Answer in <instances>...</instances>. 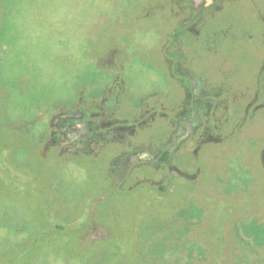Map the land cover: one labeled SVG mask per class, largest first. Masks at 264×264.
Returning <instances> with one entry per match:
<instances>
[{
    "label": "rangeland",
    "instance_id": "374dc122",
    "mask_svg": "<svg viewBox=\"0 0 264 264\" xmlns=\"http://www.w3.org/2000/svg\"><path fill=\"white\" fill-rule=\"evenodd\" d=\"M176 2L0 0V264H264V0L212 18L192 69L239 96L204 102L165 49L220 0Z\"/></svg>",
    "mask_w": 264,
    "mask_h": 264
},
{
    "label": "trees",
    "instance_id": "16d2710c",
    "mask_svg": "<svg viewBox=\"0 0 264 264\" xmlns=\"http://www.w3.org/2000/svg\"><path fill=\"white\" fill-rule=\"evenodd\" d=\"M176 4H179V7L181 8V12L183 14V20H188L189 12L190 10H193V5L191 4L190 0H177ZM247 1L249 3L254 2L255 0H220L219 7L213 8L209 11H207L203 17V21H201L199 27L197 28L196 32H183L179 37H177V43L173 44L171 43L168 48L166 47L165 51L166 54L170 53L174 59L166 58V61L170 63L171 66L174 67V63L179 64L181 68L190 71L195 76L199 77L205 84H207L210 88H216V87H224V76L218 80H208L206 77L200 75L196 71L192 69L194 65V60L196 59L195 53L198 52L197 48L198 46H202V49L205 53H212L217 50V47L220 46V41L222 39H225L229 35L230 28H227L226 26H218V27H212L211 23L216 20L222 14L227 8L234 7V8H241L240 3ZM188 3L190 4V7L188 6ZM238 6V7H237ZM183 9V10H182ZM190 9V10H189ZM260 16L263 20V28L261 32H258L255 34V32H252L250 34H255L256 36L254 38L256 40H261V36H264V8H261L260 10ZM212 18L214 20H212ZM219 22V21H215ZM232 21L230 24H228V27H235V23ZM211 26V27H209ZM248 32V30H244V35ZM196 33V34H194ZM236 34H239L241 36V32H238L235 30ZM249 34H247L248 36ZM246 37V36H245ZM254 41V42H255ZM200 44V45H199ZM263 48V47H262ZM264 49V48H263ZM166 55V57H167ZM178 57V58H177ZM264 59L262 58L261 62L258 64V68L262 69ZM168 73H166V77L168 78ZM230 80V79H228ZM227 80V81H228ZM114 86L109 89V92H111V95H114L116 97V106L112 107L110 109V112H114V115L119 111H122V107L124 105L123 101H125V97H123L126 87L123 80L119 79V77L115 80ZM256 81V80H255ZM118 84V89L116 90ZM256 84V83H255ZM259 89L264 95V70L261 72V74L258 76V82ZM115 88V89H114ZM224 94H229L230 96L234 97L235 94L229 93L228 88L224 87ZM160 104L161 100L159 101ZM152 103V105H151ZM122 104V105H121ZM103 107V106H102ZM157 108H160L158 104V100L155 101H148L147 99H142L140 102L134 106L131 107L130 110L127 112L123 110L124 113H127L126 120L135 121L139 128L145 126L147 127L149 125V121H155L157 115ZM134 114H130V112H133ZM122 113V112H121ZM164 114V113H163ZM165 116V114H164ZM118 117V116H117ZM119 118V117H118ZM116 119V117H115ZM160 129L161 127L158 126ZM160 131V130H159ZM157 154L160 156V159L162 161H166L170 159L169 157V150L166 148L159 147V150Z\"/></svg>",
    "mask_w": 264,
    "mask_h": 264
},
{
    "label": "flooded vegetation",
    "instance_id": "af4514ba",
    "mask_svg": "<svg viewBox=\"0 0 264 264\" xmlns=\"http://www.w3.org/2000/svg\"><path fill=\"white\" fill-rule=\"evenodd\" d=\"M218 7H219V5H218ZM218 7H216V8H218ZM264 70V61H263V65H262V69H260V73L258 72V74H257V78H256V84L253 86V89H251V92H256V93H260V94H262V92L260 91V89H259V85L257 84V82H258V76L261 74V72ZM186 71H188V70H186ZM188 72H190V71H188ZM191 73V72H190ZM192 74V73H191ZM192 75H194V74H192ZM195 76V75H194ZM196 78H198V80L200 81V83L202 84V86H203V88H204V90L205 91H207V95H205V94H203L202 95V97H201V99H200V101L201 102H204V101H208L210 98H211V95H213V94H215V92L216 93H218L219 94V96H220V93H224V87L223 88H221V87H214V88H210L207 84H205L199 77H197V76H195ZM224 79H225V81H227L228 80V78L227 77H224ZM118 87V86H117ZM228 91H229V88H228ZM263 95V94H262ZM224 96V95H223ZM237 96H239V95H236L235 94V96H234V98H236ZM220 98H221V96H220ZM228 98V97H227ZM211 100V99H210ZM222 100V99H221ZM225 102H227V99L225 98V99H223ZM223 106H225V105H223ZM210 109V108H209ZM199 110V109H198ZM214 111V110H213ZM198 113V112H197ZM209 113H211L212 114V111H210ZM214 113V112H213ZM113 115H114V112H113ZM209 115V114H208Z\"/></svg>",
    "mask_w": 264,
    "mask_h": 264
}]
</instances>
